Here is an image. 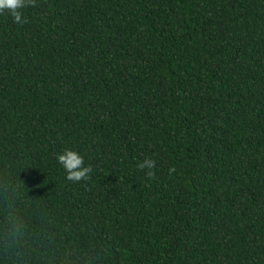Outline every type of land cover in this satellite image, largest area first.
I'll return each instance as SVG.
<instances>
[{
	"label": "trees",
	"instance_id": "16d2710c",
	"mask_svg": "<svg viewBox=\"0 0 264 264\" xmlns=\"http://www.w3.org/2000/svg\"><path fill=\"white\" fill-rule=\"evenodd\" d=\"M22 13L0 10V264H264V0Z\"/></svg>",
	"mask_w": 264,
	"mask_h": 264
},
{
	"label": "clouds",
	"instance_id": "9594fccd",
	"mask_svg": "<svg viewBox=\"0 0 264 264\" xmlns=\"http://www.w3.org/2000/svg\"><path fill=\"white\" fill-rule=\"evenodd\" d=\"M33 2L34 0H0V10L7 9L16 23H25L27 21L26 18L22 19V9L28 3ZM56 159L64 170L66 178L70 181L87 179L93 171L91 165L85 164L84 156L79 151L71 148H65L63 152L58 153ZM137 167L141 170L148 169L146 175L152 176L154 175L155 161L150 157H145L143 161L137 164Z\"/></svg>",
	"mask_w": 264,
	"mask_h": 264
}]
</instances>
